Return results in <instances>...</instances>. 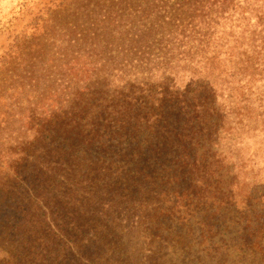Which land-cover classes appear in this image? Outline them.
<instances>
[{
  "label": "trees",
  "instance_id": "obj_1",
  "mask_svg": "<svg viewBox=\"0 0 264 264\" xmlns=\"http://www.w3.org/2000/svg\"><path fill=\"white\" fill-rule=\"evenodd\" d=\"M47 6L0 29V264H264V0Z\"/></svg>",
  "mask_w": 264,
  "mask_h": 264
},
{
  "label": "rangeland",
  "instance_id": "obj_2",
  "mask_svg": "<svg viewBox=\"0 0 264 264\" xmlns=\"http://www.w3.org/2000/svg\"><path fill=\"white\" fill-rule=\"evenodd\" d=\"M51 1L52 0H0V29L1 28H3V29L7 28V29H10L11 31H13V33H15L17 31L16 28L26 27L28 19L30 18V20H32L35 17V14H33L32 17H30L31 12L34 13L37 10H39L40 8H48L47 5ZM21 13H22V15H21ZM12 35H14V34H12ZM3 42H4V39L1 38L0 39V45ZM262 140H264V138L263 139L258 138V139H256V142H260ZM222 147L226 148V144H223ZM249 152H251L252 154L255 155V159L247 158V163H249L250 166L246 168L244 178H242L243 177V175H242V177H239L238 181L235 182L238 184L239 189H242V190H248V187H246L245 185L248 182L250 183L253 180H255V178H257L258 181H260V180L264 181V169H263L264 151L262 153H259L256 151V148L254 147L253 149H250ZM237 154H238V152L236 153V155ZM241 155H242V152H241L240 156ZM245 161H246V159H245ZM256 161H258L260 163V165H261L260 168L253 166V164ZM242 179L245 180L243 183H242ZM235 205H236L235 206L236 211H246L245 210L246 205L243 206L238 201H237V204H235ZM255 205H256V203H254V204L251 202L249 203V206L257 211V209H255V207H256ZM256 211H255V214H256ZM222 219H223L222 222L225 224L226 220L224 218H221V220ZM227 226H228V224H227ZM231 230H232V228L230 227L229 231H231ZM234 238H235V236H232L228 240L231 241ZM219 244H220V242H219ZM228 246L231 247L232 244H228ZM158 262L160 263L161 260H158Z\"/></svg>",
  "mask_w": 264,
  "mask_h": 264
}]
</instances>
